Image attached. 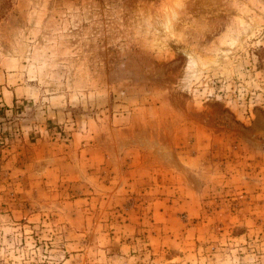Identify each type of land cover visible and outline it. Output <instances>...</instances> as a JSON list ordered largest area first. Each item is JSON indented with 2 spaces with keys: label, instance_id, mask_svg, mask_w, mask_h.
<instances>
[{
  "label": "rangeland",
  "instance_id": "1",
  "mask_svg": "<svg viewBox=\"0 0 264 264\" xmlns=\"http://www.w3.org/2000/svg\"><path fill=\"white\" fill-rule=\"evenodd\" d=\"M0 264H264V0H0Z\"/></svg>",
  "mask_w": 264,
  "mask_h": 264
}]
</instances>
